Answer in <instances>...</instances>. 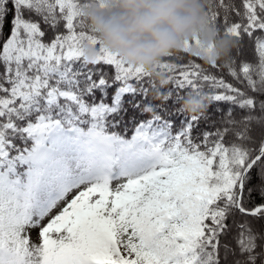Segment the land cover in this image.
I'll return each mask as SVG.
<instances>
[{"label":"snow or ice","instance_id":"obj_1","mask_svg":"<svg viewBox=\"0 0 264 264\" xmlns=\"http://www.w3.org/2000/svg\"><path fill=\"white\" fill-rule=\"evenodd\" d=\"M115 8L0 0V264H264V0H211L227 54L155 72L86 14Z\"/></svg>","mask_w":264,"mask_h":264},{"label":"clouds","instance_id":"obj_2","mask_svg":"<svg viewBox=\"0 0 264 264\" xmlns=\"http://www.w3.org/2000/svg\"><path fill=\"white\" fill-rule=\"evenodd\" d=\"M118 5V11L90 19L106 47L149 69L189 34L199 11L197 0H118Z\"/></svg>","mask_w":264,"mask_h":264},{"label":"trees","instance_id":"obj_3","mask_svg":"<svg viewBox=\"0 0 264 264\" xmlns=\"http://www.w3.org/2000/svg\"><path fill=\"white\" fill-rule=\"evenodd\" d=\"M197 3H198V6H199V11L195 14V17L193 19V25H192V27H191V29L189 31V34L187 36L179 37L178 40H177L176 46L174 48L179 47L180 44H181V41L191 39L194 35H198L199 40H200V45L202 47H206V46L212 44L213 41L215 40V45L216 46H215L214 53H213L214 56L222 57V56L226 55L228 50H229V48L232 45V41L230 39H228V38H217L215 29L208 25V16H207V13L205 12L204 9H205V5H209L211 3V0H197ZM118 9H119L118 0H116V8L110 13H104V12L99 11L98 9H92L89 12H87L86 14L90 18L92 15L100 14V13H102L104 15H109V14H111L113 12L118 11ZM90 21H91V19H90ZM91 24L96 29V27L92 23V21H91ZM97 32H98V30H97ZM100 38H101V35H100ZM101 40L103 41L102 38H101ZM103 44H104V41H103ZM104 46H105V44H104ZM106 48H108V47H106ZM192 50L195 51V48H193ZM84 51H85V59H87L89 61L93 60L95 58V56L97 55L95 48H93L91 46H88V45L85 46ZM87 52H90V54L93 55L94 57H89ZM158 60H159V57H157L155 60H153L150 69L146 68L144 65L139 64V63H132V62H130V63L141 65L149 72H155L154 64ZM157 78L158 79H163L162 76H158ZM184 107L190 112L191 111H195L198 108L202 107V98L201 99H196V98L190 97V98H188L185 101Z\"/></svg>","mask_w":264,"mask_h":264}]
</instances>
